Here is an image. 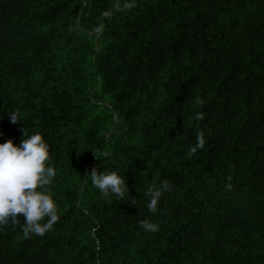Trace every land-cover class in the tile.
I'll return each instance as SVG.
<instances>
[{"label":"trees","instance_id":"1","mask_svg":"<svg viewBox=\"0 0 264 264\" xmlns=\"http://www.w3.org/2000/svg\"><path fill=\"white\" fill-rule=\"evenodd\" d=\"M23 129L60 218L0 227V264H264V0H0V143Z\"/></svg>","mask_w":264,"mask_h":264},{"label":"clouds","instance_id":"2","mask_svg":"<svg viewBox=\"0 0 264 264\" xmlns=\"http://www.w3.org/2000/svg\"><path fill=\"white\" fill-rule=\"evenodd\" d=\"M133 5L126 3L125 7ZM105 17L109 13H103ZM102 30V26L97 32ZM11 123L21 121L16 112L8 113ZM202 115L197 114V119ZM17 146L12 140L0 143V227L20 221L18 214H23L22 230L36 236H44L53 230L59 220L57 203L50 191L44 189L50 186L57 171L50 161V146L39 134H27ZM205 141L202 134L197 136V144L190 151L194 154L203 149ZM89 176V175H88ZM92 185L102 196L123 198L129 193L127 180L116 171H99L93 167L90 172ZM171 185L167 180L159 186L153 185L146 195L149 197L148 209L155 213L161 196L170 191ZM140 227L146 232L155 233L159 225L150 221H141Z\"/></svg>","mask_w":264,"mask_h":264}]
</instances>
